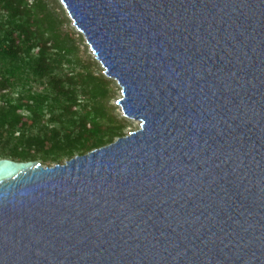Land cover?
<instances>
[{
    "label": "water",
    "instance_id": "1",
    "mask_svg": "<svg viewBox=\"0 0 264 264\" xmlns=\"http://www.w3.org/2000/svg\"><path fill=\"white\" fill-rule=\"evenodd\" d=\"M141 129L0 160V264H264V0H60Z\"/></svg>",
    "mask_w": 264,
    "mask_h": 264
},
{
    "label": "trees",
    "instance_id": "2",
    "mask_svg": "<svg viewBox=\"0 0 264 264\" xmlns=\"http://www.w3.org/2000/svg\"><path fill=\"white\" fill-rule=\"evenodd\" d=\"M51 0H0V160L42 162L43 149L49 150L52 161L73 159L78 153H90L123 138V126L112 127L118 119L108 116L97 103L106 92L95 87L90 93L94 103L86 116L75 111L80 107L76 79L94 84L99 78L90 68L85 73L55 75V67L71 63L72 48L69 35L60 40L63 21L50 6ZM54 4V1H51ZM48 79L49 87L42 93L25 91L19 99L11 98L19 87L26 88L27 74ZM27 101L25 105L24 102ZM49 111H47L48 105ZM47 112L51 123L58 127L46 131L42 137L29 135L18 128L24 114L44 118ZM108 121V125L99 122ZM84 156V155H83ZM45 159V157H44Z\"/></svg>",
    "mask_w": 264,
    "mask_h": 264
},
{
    "label": "rangeland",
    "instance_id": "3",
    "mask_svg": "<svg viewBox=\"0 0 264 264\" xmlns=\"http://www.w3.org/2000/svg\"><path fill=\"white\" fill-rule=\"evenodd\" d=\"M52 1V0H51ZM49 1L51 8L55 11L56 15L63 21V25L59 29L60 40L66 39V36L69 35L71 41L68 43V47L72 48V52L68 55V60L71 63H64L63 67L58 68L55 67L54 74L60 76L71 75L72 73H85L87 68H90L96 75L99 77L97 81L92 83H84L80 78L76 79L79 87V95H80V107L76 108L75 111L81 115L86 116L89 113H92V109L94 103L91 100L90 93L93 91L95 87L100 88L101 90L106 92V96L104 98H100L97 100L98 104H101L107 113L108 116L116 115L118 122L112 127L123 126V137H127L130 134L137 132L141 129V122L125 117V114L122 110V107L117 103L123 99L122 87L119 85L117 81L112 78H109L106 74V69L103 67L102 63L97 59V56L91 49V46L87 43V40L83 33L79 31L76 27L74 21L72 20L70 14L65 9L60 0H53L54 4ZM27 86L26 88H16L11 95L13 99H19L22 94H25V91L32 90L35 93H42L49 87L48 79H41L39 77L34 76L32 73L27 74ZM27 104V101L24 102ZM3 103H0V107ZM48 105L47 111H49ZM30 114L26 113L22 117V121L19 124L18 128L22 131L29 133V135L42 137L46 131L53 130L58 127V124L51 123V115L47 112V115L44 118L39 119L31 118ZM99 122L103 125H108V121L104 119H100ZM120 138H116L114 142H116ZM109 146V145H107ZM43 161L40 162L44 167H55L57 165H65L71 159L62 158L61 162L52 161V157L49 155V150L47 147L43 149ZM89 153H78L74 156L79 157L83 155H87ZM45 157V159H44ZM10 160H14L11 158Z\"/></svg>",
    "mask_w": 264,
    "mask_h": 264
}]
</instances>
